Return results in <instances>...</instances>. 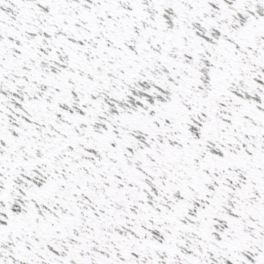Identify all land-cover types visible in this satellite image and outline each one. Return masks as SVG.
<instances>
[{
    "label": "snow or ice",
    "instance_id": "6c2138e0",
    "mask_svg": "<svg viewBox=\"0 0 264 264\" xmlns=\"http://www.w3.org/2000/svg\"><path fill=\"white\" fill-rule=\"evenodd\" d=\"M0 264H264V0H0Z\"/></svg>",
    "mask_w": 264,
    "mask_h": 264
}]
</instances>
